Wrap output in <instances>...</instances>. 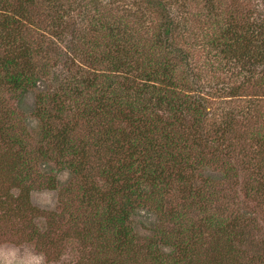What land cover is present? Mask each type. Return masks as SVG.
I'll use <instances>...</instances> for the list:
<instances>
[{"label":"trees","instance_id":"16d2710c","mask_svg":"<svg viewBox=\"0 0 264 264\" xmlns=\"http://www.w3.org/2000/svg\"><path fill=\"white\" fill-rule=\"evenodd\" d=\"M139 1L142 12L150 11L148 17L155 14L145 29L151 30L148 34L141 33L136 10L126 13L100 0H0V88L17 99L45 83L50 58L40 62L37 56L44 59L49 44L62 42L68 11H81L83 33L75 39L82 48L75 45L71 58L79 70L70 73L67 66L69 74L55 78L53 92L39 94L54 110L53 115L46 109L35 112L44 119L38 137L46 148L28 149L26 131L17 129L15 118L7 119L3 110L0 139L14 161L35 166L53 160L59 170L79 175L78 189L89 212H80L83 205L73 208V221L87 233L112 239L108 264L115 263L117 252L131 249L130 216L136 209H154L149 200L160 202L176 183L199 199L201 186L194 188L192 182L196 171L211 163L228 171L229 152L246 157L247 193L264 188L257 177L264 173V0H247V5L241 0H178L177 8L167 0ZM36 4L47 11V23L36 19L31 10ZM211 99L223 105L245 99L246 105L242 111L212 110ZM72 110L76 120L68 119ZM251 118L255 122L249 134L238 136L242 119ZM247 138L253 140L250 149ZM98 160L105 164L95 175L104 176L106 186L84 187L90 179L85 169ZM25 168L29 188L38 175L32 182L31 168ZM43 173L46 185L54 187L55 176ZM203 183L208 190L213 187L207 177ZM165 215L178 229L163 228L156 241L150 239V256L161 264H203L187 241L192 225L182 223L181 211L169 209ZM162 244L169 249L160 254L157 246Z\"/></svg>","mask_w":264,"mask_h":264},{"label":"rangeland","instance_id":"374dc122","mask_svg":"<svg viewBox=\"0 0 264 264\" xmlns=\"http://www.w3.org/2000/svg\"><path fill=\"white\" fill-rule=\"evenodd\" d=\"M100 1L107 3V6L111 8L123 7L124 10H128L126 13L136 10L138 14L135 16L138 18L140 15L142 18L144 30H140L141 33L151 32L150 29H145L148 28L147 24H151V20L155 19V14L148 17L147 14L150 11L142 12L143 5L139 0L137 4L136 0ZM167 1L171 7L177 8L178 0ZM241 2L246 4L247 0H241ZM31 10L41 24L48 22L49 18H44L47 11L42 10L41 6L36 4ZM77 12L81 11H68L70 14L67 15V32L62 42L55 39V42L47 47L50 48L49 52L43 53L44 59L37 56L40 62L46 57L50 58L49 75L44 77L46 78L44 84L38 82L36 88L29 89L20 99L6 88H0V121L2 110L7 119L15 118L18 123L17 129L26 131L24 140L31 151H36L42 146L43 150L46 148V144L38 137V131L40 126H43L44 119L35 116L36 109L40 110V114L42 109L48 110L51 115L54 114L51 101L47 98L41 99L40 92L44 94L53 92L55 85L58 84L55 78L69 74L66 72L67 66L70 67V73H76L79 70L75 65L78 61L71 63L72 49L77 52L74 46H79V50L82 48L81 40L75 39L78 32L83 33L80 30V16H77ZM72 38L74 41L70 43ZM79 58L82 59L81 53ZM213 99L210 101L212 110L225 106L234 110L237 107L242 111L246 105L245 99H241L238 104L233 102L234 104L224 105L218 104L217 100ZM72 111L74 114L69 112L68 119L76 120V111ZM221 112L222 109H217V114ZM242 122L245 125L238 131L237 135L240 137L249 134L255 120L254 118L242 119ZM81 130H83L82 126L78 131ZM2 142L3 140L0 139V264H108L105 259L113 255L112 239L106 241L96 232L87 233L82 224L73 221L76 215L73 208L83 205L80 212L84 215L89 212V207L81 199L82 195L78 189V184H82L79 175L69 169L59 170L53 160H50L49 165H43V162L40 163L38 160L39 163L35 166L14 161V156L6 152ZM243 142L240 141L242 144ZM246 142L249 143L250 149L253 140L247 138ZM227 154L225 159L228 171L225 172V166L212 163L204 170L196 171L192 182L196 183L194 188L201 186L198 192L199 199L192 198V195L186 192L188 189L186 185L181 186L176 183L169 187L160 202L149 200L154 209L147 207L136 209L130 216L132 247L122 249V253L117 252L115 263L111 264H161L150 256L147 242L150 239L156 241L163 228L165 231L178 229L177 223L170 221L165 215L166 210L169 209L181 211L182 223L185 226L192 225L191 236L186 238L191 250L199 254L200 263H263L264 188L261 187L259 194H248L246 178L250 177V170L245 165V155L232 152ZM35 156L41 158L36 152ZM96 164L93 166L95 169L93 167L85 169L86 176L90 179L84 187L96 184L106 186L104 176L95 175V170L98 167L101 170L105 163L98 160ZM25 166L31 168L28 172L32 182L38 175V181L29 188L28 185L25 186L27 183L24 177ZM43 172H50L55 176L54 187L46 185L47 179L46 176L42 177ZM206 177L213 186L209 190L204 186L205 182L203 183ZM257 177L264 183V173H260ZM156 203L159 206L158 209ZM238 213L241 214L235 215ZM200 224L202 228H199ZM168 249L169 247L163 244L157 246V252L160 254L167 252ZM173 254L176 255V251H173ZM178 264H183V260Z\"/></svg>","mask_w":264,"mask_h":264}]
</instances>
